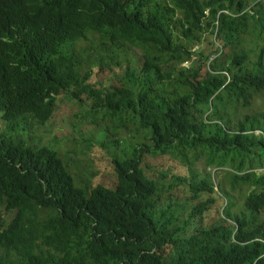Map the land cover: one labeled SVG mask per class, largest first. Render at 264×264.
Here are the masks:
<instances>
[{"label":"trees","instance_id":"1","mask_svg":"<svg viewBox=\"0 0 264 264\" xmlns=\"http://www.w3.org/2000/svg\"><path fill=\"white\" fill-rule=\"evenodd\" d=\"M106 61L121 84L96 88ZM63 94L146 142L87 190L57 150L1 139L0 264H264V2L0 0L2 121L45 125Z\"/></svg>","mask_w":264,"mask_h":264},{"label":"rangeland","instance_id":"2","mask_svg":"<svg viewBox=\"0 0 264 264\" xmlns=\"http://www.w3.org/2000/svg\"><path fill=\"white\" fill-rule=\"evenodd\" d=\"M258 1L264 2V0ZM198 50L202 49L198 48ZM135 58L136 56L131 54L125 60L133 62ZM113 64V62L106 61L98 68L99 74L95 75L94 81L96 88L121 84L122 70L118 67L111 70L110 67ZM85 68L87 69L88 65H85ZM82 99L84 103L65 94L60 96L54 116L45 125L37 124L32 120L29 124H21L13 130L6 126L0 116V140H23L31 146H47L57 150L78 186L87 190L89 187L93 188L97 185L113 188L117 184L113 158H121L124 154H129L130 146L133 147L136 143L146 141L141 137L135 139L130 126L120 129L116 126L117 122L112 120L109 115L104 116L103 113L89 114L87 111L90 104L86 100V95H83ZM255 106L258 107V103H255ZM118 138L122 139V142L120 146H115L114 141ZM143 162L144 169L150 173L159 171V169H166L168 173H183L187 176H191L193 173L179 160L169 155H147ZM197 168L203 170V162L197 164ZM209 171L215 173L217 169L213 168ZM227 178L228 174L225 178L223 175V180L220 182L227 184ZM229 187L230 185H228V189ZM250 190L247 185L234 193L238 201L234 207V213L243 210L246 193ZM212 215L213 220H215L211 225L212 227L223 224L224 217L219 215V210L214 211ZM229 223L233 224V221L230 220Z\"/></svg>","mask_w":264,"mask_h":264},{"label":"built area","instance_id":"3","mask_svg":"<svg viewBox=\"0 0 264 264\" xmlns=\"http://www.w3.org/2000/svg\"><path fill=\"white\" fill-rule=\"evenodd\" d=\"M224 13H227L226 11ZM198 48H196L195 50H197ZM215 58V56H213L211 58V60H213ZM196 59V57H193V60H188V61H185L184 64L182 66L186 67V68H189L190 65H192V62Z\"/></svg>","mask_w":264,"mask_h":264},{"label":"clouds","instance_id":"4","mask_svg":"<svg viewBox=\"0 0 264 264\" xmlns=\"http://www.w3.org/2000/svg\"><path fill=\"white\" fill-rule=\"evenodd\" d=\"M226 14H229L228 12Z\"/></svg>","mask_w":264,"mask_h":264},{"label":"bare ground","instance_id":"5","mask_svg":"<svg viewBox=\"0 0 264 264\" xmlns=\"http://www.w3.org/2000/svg\"><path fill=\"white\" fill-rule=\"evenodd\" d=\"M78 9V8H77ZM111 104V103H110ZM30 110V109H29Z\"/></svg>","mask_w":264,"mask_h":264}]
</instances>
